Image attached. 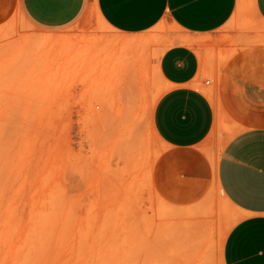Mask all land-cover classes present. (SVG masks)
I'll use <instances>...</instances> for the list:
<instances>
[{"label":"crops","instance_id":"crops-1","mask_svg":"<svg viewBox=\"0 0 264 264\" xmlns=\"http://www.w3.org/2000/svg\"><path fill=\"white\" fill-rule=\"evenodd\" d=\"M17 5L35 31L66 34L75 56L86 36L76 96L114 107L153 96L157 194L133 203L164 264H264V0ZM93 14L103 28L88 31Z\"/></svg>","mask_w":264,"mask_h":264},{"label":"rangeland","instance_id":"rangeland-1","mask_svg":"<svg viewBox=\"0 0 264 264\" xmlns=\"http://www.w3.org/2000/svg\"><path fill=\"white\" fill-rule=\"evenodd\" d=\"M93 18L85 29H102ZM61 36L0 0V264H164L133 203L157 194L153 96L139 107L76 96L86 36L76 56Z\"/></svg>","mask_w":264,"mask_h":264},{"label":"bare ground","instance_id":"bare-ground-1","mask_svg":"<svg viewBox=\"0 0 264 264\" xmlns=\"http://www.w3.org/2000/svg\"><path fill=\"white\" fill-rule=\"evenodd\" d=\"M129 108H130V107H129ZM128 110H129V109H128ZM195 221H196V219H194V222H195ZM191 223H193V222H191ZM191 223H190V225H192ZM196 226H197V225H196ZM198 231H199V230H198ZM200 231H201V230H200ZM199 238H200V237H199ZM194 240H195V239H194ZM199 242H200V241H199ZM194 243H195V241H194ZM198 244H200V243H198ZM198 244L196 243V245H198ZM193 247H194V246H193ZM200 249H201V248H200ZM195 250H196V249H195ZM195 250H194V251H195ZM198 250H199V249H198Z\"/></svg>","mask_w":264,"mask_h":264}]
</instances>
